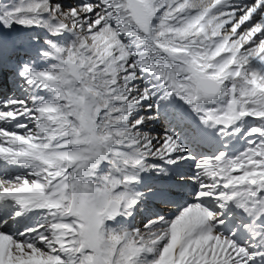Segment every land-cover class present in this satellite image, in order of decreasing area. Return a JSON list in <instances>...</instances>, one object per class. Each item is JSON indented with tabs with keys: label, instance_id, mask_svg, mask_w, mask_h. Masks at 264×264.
Returning <instances> with one entry per match:
<instances>
[{
	"label": "snow or ice",
	"instance_id": "1",
	"mask_svg": "<svg viewBox=\"0 0 264 264\" xmlns=\"http://www.w3.org/2000/svg\"><path fill=\"white\" fill-rule=\"evenodd\" d=\"M0 264H264V0L0 3Z\"/></svg>",
	"mask_w": 264,
	"mask_h": 264
},
{
	"label": "rangeland",
	"instance_id": "2",
	"mask_svg": "<svg viewBox=\"0 0 264 264\" xmlns=\"http://www.w3.org/2000/svg\"><path fill=\"white\" fill-rule=\"evenodd\" d=\"M17 0H0V3H15ZM19 27V26H17Z\"/></svg>",
	"mask_w": 264,
	"mask_h": 264
},
{
	"label": "bare ground",
	"instance_id": "3",
	"mask_svg": "<svg viewBox=\"0 0 264 264\" xmlns=\"http://www.w3.org/2000/svg\"><path fill=\"white\" fill-rule=\"evenodd\" d=\"M16 2H18V0H17ZM16 2H15V3H16Z\"/></svg>",
	"mask_w": 264,
	"mask_h": 264
}]
</instances>
